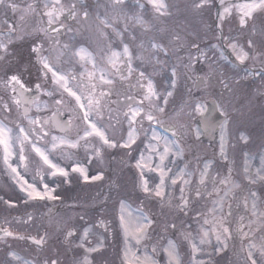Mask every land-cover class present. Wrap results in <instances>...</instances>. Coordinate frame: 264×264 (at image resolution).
Segmentation results:
<instances>
[{"label": "snow or ice", "instance_id": "6c2138e0", "mask_svg": "<svg viewBox=\"0 0 264 264\" xmlns=\"http://www.w3.org/2000/svg\"><path fill=\"white\" fill-rule=\"evenodd\" d=\"M124 3L125 0H110L113 10ZM148 4L159 16L168 14V5L163 0H148ZM193 6L197 9L213 6L222 9L218 12L220 21H224L226 16H231L235 9L239 15L238 24L242 31L248 29L249 21H255L257 15L264 13V0H244L236 4H226L225 0H218V2L217 0H194ZM0 7L21 12L20 24L5 22L2 26L6 32H0V35L6 36V39L0 40V60L11 58L10 46L14 45L16 39L25 41L29 47V63L36 67L38 78L41 80L40 83H35L33 89L29 87L28 81L22 79V72H13L11 67L4 70L3 84L14 94L13 104L17 108H20L22 103L32 105L36 113L29 115L30 108H23L22 116L27 121L26 126L16 123L10 127L4 122L8 119L7 115L0 120V163L11 176L18 192L22 194L20 199L26 206L34 202L38 208L47 207L48 202L60 199L56 191L62 183H70L72 173L78 174L76 178L84 182L103 179L102 172L89 175L84 164L73 159L74 154L81 148L84 149L85 160L88 162H91L92 157L103 159L104 153L109 149H126L129 151L124 155L131 156V150L139 138L137 125L143 128L145 120L149 127L161 123L157 114L165 113L173 91L166 88L163 93L159 92L148 68H152L153 71L162 70L165 62L159 58V54L163 53L167 56L170 49L162 40H157L155 37H150L147 41L139 40L134 47H131L130 45L137 41V37L132 35L128 41H125L127 25L122 30L117 29L113 27L107 16L102 18L99 15L95 17L98 23L95 27L96 47L93 48L86 40L77 38L79 29H73L61 20V17L65 16L61 0H52L51 5L44 4V8L48 10L41 16L47 17V27L29 26L27 17L36 12L34 4H28L27 7L20 9L15 0H0ZM67 16L78 22H86L89 19V12L84 10L78 13L76 5L71 4L67 10ZM136 22L145 33L151 31V26L142 17H136ZM261 24H264V16L261 17ZM53 25L57 26L53 27ZM219 27L220 25H217L218 29ZM108 29H112V32ZM18 31L23 34L17 36ZM66 33L72 35L67 41H62L60 36ZM113 33L116 38H119V43L115 45L112 39ZM178 39L173 37L170 42L175 44ZM191 46L199 49L195 41H191ZM228 47L240 64L243 65L248 60L258 62L259 68L248 74L264 80V28L257 29L253 26L248 29L244 44L232 40L229 41ZM170 71V86L175 89L178 70L174 66ZM134 74L135 81L132 79ZM220 83L225 89L230 90L226 80L221 79ZM116 84H119L123 91L117 90ZM33 91L36 95H26ZM41 95L49 97L52 101L55 110L51 111L50 116L41 115L42 112L46 113L50 110L47 102H41ZM145 102L150 109L148 111L145 110ZM113 104L116 105L115 108L111 107ZM2 107L5 113L11 112L8 103H3ZM216 107L219 109L222 106ZM106 109L107 119H105ZM193 111L202 119H208L205 115L208 111L206 103H195ZM65 112L70 113L66 118H64ZM228 125L227 119L219 124L220 156L224 160L228 159L225 151ZM173 134H176L175 131ZM196 134L199 138L198 129ZM151 139L157 144L147 145L149 154L140 153L138 157L133 158L134 166L139 174V190L145 198L159 202L162 209L168 207L175 213L176 219L163 224L164 232L180 231L178 224L182 227L186 223L182 217H187L190 210L194 211L195 215L191 218V222H187L189 230L180 231L182 239L187 241L183 254L177 242L167 239L166 243L160 244L159 247L154 244L151 253L145 252L143 255H138L132 249L137 248L138 251L142 241L150 238L149 229L154 220L141 212L134 222L131 221L129 218L132 213L125 211L127 206L124 201H121L118 227L123 233L125 243L122 264H161V261L163 264H203L199 258L201 256H207L209 261L220 264V260L214 258L226 252L227 241L233 238L229 223V218L233 217L232 204H227V212L224 210L231 191L228 188V185L232 183L231 170L227 176L218 181L209 177L208 164L200 170L194 193L195 202L198 203L206 196H215L212 201L213 207L202 210L195 207L192 193L186 194V187L192 185L190 177L195 173L182 169L179 174H172V169L166 163L171 155L180 154L178 145L174 141L164 139L161 151L157 145L162 138L153 133ZM241 139L247 143V137L242 135ZM140 142L144 143L143 140ZM174 148L176 151H173ZM153 156L158 157V163L153 161ZM30 166L31 176L28 175ZM209 179L213 185L212 190L202 192L200 186H205ZM241 184L245 189H248V185L259 184L260 200L264 202V157H261V166L255 173H250L247 164L244 166L241 183L233 184V187L240 188ZM177 186H179V196L175 197L176 203L173 207L170 199L171 191ZM257 195L256 191L248 190V196L243 199L242 207L245 212L250 211L252 217H256L264 224V212L259 210ZM3 199L0 197V200ZM249 199L252 201L250 208ZM4 203L9 206L15 204L10 199L4 200ZM28 219L31 220L32 217L29 216ZM243 221L244 217L241 216L236 231L239 232L242 241L248 240V244L243 249L244 264H264V235L260 237L262 242L258 245L250 238V232L244 231V228L249 227L253 234L255 231L264 232V229H251L253 221H250L248 225H245ZM192 222L196 225L195 229L192 228ZM103 223L100 221L101 225ZM206 225L211 226L205 227ZM96 226L93 222L89 226L80 224L61 230V234L69 244L76 243V248L73 249L75 258L71 264H92L91 254L98 252L103 246V233H98L95 244H92L90 240L92 228ZM0 231L6 237L32 239L33 243L40 247L47 242V234L36 239L14 236L7 229H0ZM193 232L196 235H193ZM212 238L215 239V244H212ZM205 245L211 247L210 252L202 247ZM80 249L83 250V254L79 251ZM8 255L14 260H21L15 252H9ZM35 264H64V262L57 249L42 260L37 259Z\"/></svg>", "mask_w": 264, "mask_h": 264}, {"label": "rangeland", "instance_id": "374dc122", "mask_svg": "<svg viewBox=\"0 0 264 264\" xmlns=\"http://www.w3.org/2000/svg\"><path fill=\"white\" fill-rule=\"evenodd\" d=\"M17 1V0H15ZM229 0H225L226 4H228ZM165 4L168 5L167 0H163ZM218 2V0H217ZM244 0H233L229 3L236 4V3H242ZM48 3L51 5L52 0H34L31 1V3L27 4H34L36 6V11L38 12H44V4ZM173 3V1H171ZM26 4V5H27ZM61 4L64 6L65 13H67L68 7L71 4H75L74 0H61ZM26 5H22L20 9H23L26 7ZM0 7V23L5 22L2 21L1 15L4 14V11ZM76 10L78 13L82 12L81 7H76ZM10 11V10H9ZM9 11H5L8 13ZM222 11V9L218 8V12ZM217 7L215 6L213 9V16L210 18L209 24H206L205 26L208 27V29H213L215 32L213 35L208 34L209 37L213 38L216 44H221V46L226 50V48L232 53L231 49L228 47L229 41L234 40L233 34H241L243 35V31L237 32L235 30L234 24H229L228 26H225L224 21H220L219 17L217 16ZM233 16L236 17L235 21L238 22L239 15L236 12L235 9H233L232 12ZM259 14L256 17V20L260 19ZM94 15H99L102 17V13L100 12H94ZM153 10L148 8L147 12L144 11H137L133 14V17H142L145 21H148L147 23L152 26V19H153ZM10 18L9 16H7ZM71 18V17H68ZM134 22H131L130 18H127L125 22H123V16H121V21L114 23L116 24V28H120L121 26L127 25L128 30H130V26L134 29L131 31V36L134 34L137 37V40H145L147 41L150 37H155L157 40H162V42L169 47V53L173 55V61L176 65V68L178 70V75L176 77V87L175 89H172L170 86V81L166 79V77L163 74H168L169 77H171V72L164 71L165 66L168 64V56L166 57L163 53L159 54V58L165 62V66L162 70H152V78L157 86V90L161 93L164 92V90L167 88L169 90L173 91V96L169 97V103L166 107V111L164 114H157L159 116V120L161 121L160 124H153L152 128L149 127L148 122L145 120L144 122V129L147 128L149 131V141L146 142L147 145L152 144L156 145L157 142L152 140L151 137L153 133L157 137L162 138L157 145L159 150H163L164 146V139H167L168 141H174L178 147L179 152L181 156L177 155H171L169 157V160L166 161L169 168L172 169V174H179L180 170L184 169L188 172L195 173V175L191 176L190 179L192 180V185L186 187V194L189 192L193 193L195 192L196 183L199 179V172L201 169L204 168L205 164L209 165V177L217 179L218 176H222L225 172L226 165H218V162L220 159V130H218L217 138L212 137V139H218L219 144L217 146H214L215 152L210 150L206 146L205 139L203 137V132L205 131V136L208 135V132H206V127L204 124V121L206 122L213 114V109L209 104V99L206 97H209V91L207 88H197L195 86V81L199 74H203V66H196L195 65V58L199 53V49L192 47L191 42L189 43L188 40H192L195 37H198V35L193 34L196 25L192 26H183V29H179L177 27L170 28V25L165 24L163 25L164 28H157V26L154 27V29L151 32V35L148 36V38H145V32L141 28V26L136 22V18H132ZM156 18L154 17V20ZM61 20L69 27H72L73 29H79L77 32V38L78 39H84L87 37L86 41L87 43L91 44L93 48L96 47V40L94 37V40L89 38L93 37L91 34L93 33V27L94 23H97L94 19L93 14L89 13V19L86 22H78L76 20H68L61 17ZM195 18L193 17V21ZM47 21V17H46ZM69 21V22H68ZM165 21V18H164ZM192 21V22H193ZM70 23V24H69ZM113 23V22H112ZM251 23V27L253 26L257 27L254 21H249ZM5 24V23H4ZM217 25H220V28H217ZM89 26L87 29L86 27ZM200 27V26H199ZM239 27V26H238ZM184 29L188 30V34H184ZM224 29H232L231 33L226 35V32ZM88 30V32H87ZM122 30V29H121ZM85 34H88L87 36ZM71 33L62 34L60 36V39L62 41H67ZM89 36V37H88ZM173 37H178V41L175 42V44L171 43ZM203 37L207 40L209 38L207 37V34H204ZM227 38L224 40V38ZM113 38V37H112ZM221 38L224 40H221ZM125 39V38H124ZM125 41H128V39H125ZM222 41V42H221ZM139 42V41H138ZM119 41L117 42V44ZM134 42L132 45L135 46ZM185 44L187 45L185 47ZM132 45H130L132 47ZM177 45H180L182 50L179 53L180 57L176 58V55L178 53V50H180ZM23 48L25 51L27 50V47L23 45ZM178 49V50H177ZM233 55V53H232ZM234 56V55H233ZM235 58V56H234ZM27 60V59H26ZM245 66L250 67L252 69H258L259 63L253 62L252 60H248L245 62ZM27 68H30V72L27 76H25V81L29 82V86H34L35 83H40L41 80L38 78L37 75V69L36 67H33L29 61ZM197 71H196V70ZM221 69L229 70L224 62L221 66ZM243 67H238L236 69L237 77H232L226 74L225 72H218L217 79L219 82L221 79L226 80L228 85L230 86V90L227 89V92L225 95L223 94V97L228 96L231 97L229 101L232 103H228L226 100L222 101L224 104H220V109L222 110L223 114H226L229 116V125H228V133L226 134L225 139V151L226 155L229 158H233L232 160V167L235 171L238 172L237 176H235L236 180L232 181L228 185V188L231 189L229 192V199L227 201H230L232 204L233 209V217H231L232 222L240 220V217H244V222L249 224L250 221H254L257 218L252 217L249 212H245L244 208H240V201L241 198L246 193L248 195V190L256 191L258 193L257 195V202L259 206V210L263 208L261 205L263 202L260 200L259 190L260 185H248V189H245L243 187V184H241L240 188L233 187V184L241 183L242 177H243V168L247 164L249 167V171L255 173L256 169L261 166V157L264 155H261L260 152L262 151L260 145L257 142H251L249 146V150L245 151L243 153L244 146L242 145L244 140L241 139V136L243 135V126L246 124H250L252 122H259L263 119L262 116V103L261 101V84H263L260 80V78H244V71ZM2 80L0 82V120H3L4 117L7 115L8 119L4 120L5 123H7L10 127H13L16 123L27 125V121L24 120L22 116V107L23 103L20 108H17L15 104L12 102V96L14 95L11 93L10 89H6ZM246 81V86L250 87L256 83L257 84L252 91H246L245 86L241 84V82ZM222 85V84H221ZM113 99H115L113 97ZM41 102H47L49 104V109L46 113L42 112L41 115H51V111H54L55 108L52 105V101L47 96H40ZM197 102H204L207 104L208 111L205 114L208 119L204 120L202 119L198 114H196L193 111V107L195 103ZM3 103H8L9 107L11 108L10 113H5L3 110ZM74 103V102H73ZM236 103V107L234 104ZM71 107V105H69ZM111 107L115 108L116 105L113 104ZM145 110H150L148 108L147 102H145ZM21 109V110H17ZM236 109V110H235ZM36 109L34 106L31 105L29 115L35 114ZM105 119H107V109L105 110ZM200 122L201 125H197L196 123ZM76 123H78L76 121ZM115 123V121H113ZM170 124L172 125L173 129L179 131L180 135L177 139L163 134V131L161 130V124ZM190 129H193V133H191ZM197 129L200 132L199 138H197ZM212 132H209V136H212ZM139 136V134H138ZM193 136V137H192ZM196 138V139H194ZM147 140V139H145ZM232 140V145L229 148V143ZM249 139L247 138V141ZM138 145V144H137ZM136 145V146H137ZM136 146L134 145V148L131 150V156L124 155L125 152H127L126 149H119L115 150V154L118 157L119 152L121 153V161L120 163H117L114 165V156L113 160L109 157V150H107L106 153L103 155V159H97L96 163L94 164L93 168L100 169L102 171H105L108 169V167H111L113 170L120 171V182L117 187V201L121 199V201H124L126 204V212H131L132 216L129 218L131 221H135V218L140 215L141 212L135 210L132 206L152 212L153 216L156 214L158 223L155 228L154 233L152 234L154 230V223L152 226V229L150 230V238H148L145 241H142V244L138 246V249L142 246L141 250L137 251V248H133V251H136L138 255H143L145 252H147V248L152 244H156L158 247L160 244L166 243L167 239H170V235L173 234L172 232H164L163 231V224L166 221H172L176 219L175 213L172 211V209L168 207H164L163 209L160 206V203L151 199V198H145L143 193L138 188L139 183V174L138 170L134 166V159L135 153H136ZM143 148H145V144L142 145ZM142 147L137 151V157L142 152ZM184 147V154L182 155L181 150ZM148 148V147H147ZM173 151H176V148L173 149ZM149 154V149L147 151V154ZM257 154H259L258 163L255 162V159L257 158ZM106 155L108 158V162L104 164L105 168L101 167V162L106 160ZM187 159V164H179L178 159ZM237 157V160H236ZM245 157V158H244ZM244 158L242 161L241 159ZM74 160L79 161H85L84 156V149L81 148L78 152H76L73 156ZM184 159V160H185ZM223 160V159H222ZM235 160V161H234ZM153 161L158 163V157L153 156ZM170 161V162H169ZM64 163H69V161H64ZM184 164V165H183ZM88 172L89 168L86 166ZM253 168V170H252ZM219 173V175H217ZM32 170L31 166L29 169L28 175L31 176ZM152 175V174H149ZM185 179H189V177H185ZM106 182V179L102 180H96L93 184H90L86 187L82 188H76L75 192L78 195V201H76L74 204L70 205V200H56V201H50L48 202L47 207H36L34 202H30L27 206L22 203L21 206L19 204L21 193L18 192L16 186L14 185V182L11 178V176L7 173L6 170H4V166L2 163H0V197H3V200H0L4 203V200H12L15 202L14 206H10L9 208L5 207L3 204V208L5 210H10L8 212L2 211L0 208V211L2 212V215L0 216V229L7 228L8 231H11L14 236H34L39 238L40 233L38 232L40 228H46L47 231H49V237H47V242L44 245L43 248L37 247L34 244H31L29 242L24 241L23 239H14L13 237L9 238H0V264H9L5 261L14 262L11 264H35V261L37 259H43L47 255H50L51 253L55 252L57 249H59L61 254V260L64 262V264H71L74 257L73 249L76 248V243L69 244L65 239V242H62L60 237H64V235L61 234L62 229L71 228L74 225H80L84 224L86 226L91 225L93 222L96 223V227L92 228V235L90 236V240L92 244L96 243L97 235L98 233H103V246L100 248V250L96 253H92V264H122L123 256H124V236L123 233L119 230V216H120V203L117 205V207L111 206L107 208H100L99 214L97 212L94 215L87 214V210L89 207V203L87 200L89 197V194L95 193L98 191L99 194H103V189L101 186H104ZM68 184V183H65ZM213 185L211 182V179H209L206 182L205 186H200V190L202 192L205 191H211ZM101 188V189H100ZM188 189V191H187ZM178 190V186L176 189L171 191V203L173 207L175 206L176 200L175 197ZM223 193H221L222 195ZM215 199V196H206L205 199H201L198 203L195 202V207L200 208L202 210L211 209L208 208V203H212V201ZM94 204L98 205L102 203L101 200H94ZM120 201V202H121ZM226 201V202H227ZM225 202V203H226ZM251 199L249 201V208L251 206ZM19 204V206H17ZM8 205V204H6ZM116 206V204H115ZM21 209L20 214L17 212V210ZM38 211V212H36ZM191 211V210H190ZM12 212L13 214H8ZM194 212V211H191ZM15 213V215H14ZM21 215L20 217H15L17 215ZM81 214V215H79ZM195 215V213H190L187 217H182V219L186 222L182 227L178 224V228H180V231H188V223L191 222V218ZM31 216L32 219L29 220L28 217ZM66 220H65V218ZM83 217L84 219L81 220L80 218ZM109 220L108 226L106 221ZM154 220V218H153ZM100 221H103V225L100 224ZM155 222V221H154ZM76 223V224H75ZM194 225V226H193ZM196 225L194 222H192V228L195 229ZM207 227V226H205ZM107 229V231H105ZM180 231L176 232L180 234ZM108 233V235H106ZM194 235H196L195 232H193ZM181 235V234H180ZM110 238V240H108ZM73 239V238H69ZM198 239V238H197ZM178 243L180 246V251L183 254V246L187 241L183 240L184 243L181 240H174ZM259 238L257 237L256 243H258ZM216 241H212V243ZM78 243V242H77ZM248 244V243H247ZM245 244V245H247ZM185 245V246H186ZM229 245V242H228ZM240 248L242 246H245L243 243H240ZM205 248L206 251H211V247L208 245L202 246ZM244 249V247H243ZM230 247L227 248L226 252L222 253L220 257H216L214 259H219L220 264H244V256L240 259L238 262V258L233 259V256L231 252H229ZM81 254H83V250H79ZM9 252H15L17 256L21 257L20 262H16L17 260H14L11 258L10 255H8ZM148 253V252H147ZM203 264H214V261H209V258L207 256H201L199 257ZM16 262V263H15Z\"/></svg>", "mask_w": 264, "mask_h": 264}, {"label": "trees", "instance_id": "16d2710c", "mask_svg": "<svg viewBox=\"0 0 264 264\" xmlns=\"http://www.w3.org/2000/svg\"><path fill=\"white\" fill-rule=\"evenodd\" d=\"M96 2L98 3V0H96ZM193 2L194 0H174L175 3V8L180 10L183 14L180 15H176V18L173 17L175 15L174 12H171L169 15L168 14V18L166 21V24L170 25V28H179V29H183V26H192V25H196V28L193 32V34L198 35V37L193 38L192 40H188V42L190 43L191 41H195L198 45H199V53L197 54L203 61L199 64H201L203 66V74L209 76L211 79L209 80V82L207 83L208 86V91H209V97L211 96H215L218 97L219 99H217V101L221 104H224L222 101L226 100L228 103H232L231 101H229L231 98L230 97H223V94L225 95V93L227 92V89L224 88L223 85H221V83L219 82V80L217 79L218 76V72H225L226 74H228L229 76L232 77H237V72L236 69L238 68L237 65H235L234 63H232L223 53L220 44H216L214 39L209 37L208 34L213 35V33L215 32L213 29H208L207 26H205L206 24H209L210 22V18H212L213 16V9L215 6L211 7V8H204V9H197L193 6ZM138 0H125V3L122 5V9H127L130 11L135 10L136 8H139L138 5ZM173 6V9H174ZM167 15H165L166 17ZM264 16L260 15V19L256 20L255 19V25L257 27V29H261L264 28V24H261V17ZM193 17L195 18V20L193 21ZM235 18L233 16V14L231 16H226L224 23L225 26H228L229 24H234L235 30L237 32L241 31L238 22L235 21ZM193 21V22H192ZM200 26V27H199ZM251 27V23L248 24V29H250ZM248 29L243 30V35L241 34H233V36L235 37L234 40L239 41L240 44H244V37L248 35ZM186 34H188V30L184 29ZM224 31L226 32V35H228L229 33H231L232 29H224ZM204 34H207V37L209 38V40L205 39L203 37ZM203 53V55L201 54ZM224 64L230 68V70H232L231 72L229 70H224L221 69L222 64ZM252 67V66H250ZM244 69V68H243ZM171 70V66L169 65V72ZM244 78H259L258 76L253 77L252 75H249L248 73H250L251 71H254V69H244ZM263 84H261V101H263L264 104V80H260ZM215 82H217L218 84H215ZM241 84L243 86H245L246 91H252V89L259 84L256 83L250 87L246 86V81L241 82ZM213 94V95H212ZM234 106L236 107V103L234 104ZM236 110V109H235ZM220 166V165H219ZM221 179V176L217 177V181ZM222 187V186H221ZM95 206H91L92 209H94ZM239 222L237 223L236 227L232 228V232L234 234H239V232L236 231L237 227H238ZM244 224H246L244 222ZM259 221H255L253 226L251 227V229H264V225H259ZM246 232H250V238L253 240L250 228H248L246 230ZM254 234H264V232L262 231H255ZM248 242L247 239L243 240V243ZM240 243L237 241V243H235L234 245V249H233V259L239 258L240 256Z\"/></svg>", "mask_w": 264, "mask_h": 264}, {"label": "flooded vegetation", "instance_id": "af4514ba", "mask_svg": "<svg viewBox=\"0 0 264 264\" xmlns=\"http://www.w3.org/2000/svg\"><path fill=\"white\" fill-rule=\"evenodd\" d=\"M28 20H29V26L31 27V26H37V27H39L40 26V24L39 23H36V17L34 18H27ZM49 31H51V29L49 30ZM19 35H21V32H19L18 33V36ZM151 35V34H150ZM18 43H19V45H18V51L19 50H21V52H18L19 54H26L27 53V51H25V49L23 48V45H22V43H21V40L20 41H18ZM14 47V46H13ZM28 48V53H29V47H27ZM16 53H17V51H16ZM16 53H14L13 55H16ZM12 56V55H11ZM21 58H23V56H21ZM2 61H4V60H2ZM116 88H117V90H119V91H121V86L119 85V84H116V86H115ZM115 98V97H114ZM209 126H210V128H211V125H210V123H209Z\"/></svg>", "mask_w": 264, "mask_h": 264}]
</instances>
